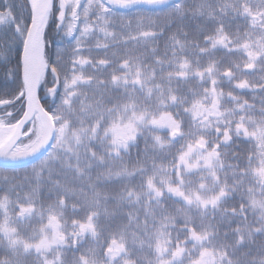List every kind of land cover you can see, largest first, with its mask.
<instances>
[{
  "label": "snow or ice",
  "instance_id": "1",
  "mask_svg": "<svg viewBox=\"0 0 264 264\" xmlns=\"http://www.w3.org/2000/svg\"><path fill=\"white\" fill-rule=\"evenodd\" d=\"M191 9L0 2V264H264V0Z\"/></svg>",
  "mask_w": 264,
  "mask_h": 264
},
{
  "label": "trees",
  "instance_id": "2",
  "mask_svg": "<svg viewBox=\"0 0 264 264\" xmlns=\"http://www.w3.org/2000/svg\"><path fill=\"white\" fill-rule=\"evenodd\" d=\"M0 2H2V0H0ZM188 3L190 5H192V9L188 11L187 15H188V19L186 20V24H188V26L192 29H194L198 23H200V18L196 15H194L195 12V4L199 3L198 0H188ZM235 23L232 25V30H235ZM46 53L45 56L46 58H49L51 60H55L56 59V54H57V50L58 47H64L66 45L61 44V39L63 37V34L61 33L59 36L56 35V29L55 26L52 25L51 27L47 28L46 30ZM8 37L3 36L0 37V42H3L5 40H7ZM91 43L94 45L95 41H91ZM121 43H123V39L121 41ZM163 43L164 41L161 40L159 42V47H160V54H162V50H163ZM129 48L133 47V42L129 41L128 42ZM115 50V49H113ZM96 49L93 48V52L95 53ZM85 52L87 53V48L85 49ZM102 54V53H101ZM135 54L137 55H142L143 53V49L142 48H137L135 50ZM150 51L147 54L144 55H150ZM109 55H111V51L109 52ZM14 63V61H13ZM226 87V86H225ZM16 88V83L15 81L9 77L8 72H7V68L0 66V97H9L12 92L15 90ZM242 99H244L242 97ZM10 110V109H9ZM1 114H4L3 111H1ZM141 148H143V144L141 143ZM235 150V149H234ZM242 150V149H241ZM8 175H11V172L9 170V172L7 173ZM31 178V176L29 177ZM15 183H24L25 184V179L23 174L19 175L16 180L14 181ZM126 219V216H125ZM262 239L259 236H257L256 238V242L259 243ZM247 250V246L245 247V249H243L242 251H246ZM0 258H2V256H0Z\"/></svg>",
  "mask_w": 264,
  "mask_h": 264
},
{
  "label": "rangeland",
  "instance_id": "3",
  "mask_svg": "<svg viewBox=\"0 0 264 264\" xmlns=\"http://www.w3.org/2000/svg\"><path fill=\"white\" fill-rule=\"evenodd\" d=\"M198 2H199V0H198ZM253 2H255V0H253ZM101 39H102V37H101ZM259 75H260V73H259V71H257V74L255 75V77H253V78H255V79H259ZM244 99H247L248 100V102L249 103H255V105H256V109H257V113L259 112V107H260V97L259 96H257L256 98H255V100L253 101V97L251 96V95H247V96H244L243 97ZM142 144H143V142H141ZM150 163V162H149ZM128 208H127V206H125V208H124V212H123V215L124 216H126L127 215V212H128ZM249 215H251V214H249ZM34 227H39V225L38 224H36V225H34ZM29 231H30V229H29ZM258 245H259V243H255L254 245H252V247L253 248H255V247H258Z\"/></svg>",
  "mask_w": 264,
  "mask_h": 264
}]
</instances>
